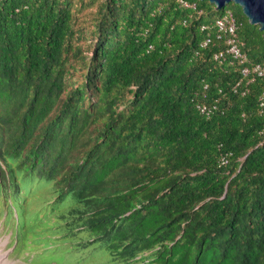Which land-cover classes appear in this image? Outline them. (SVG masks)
I'll list each match as a JSON object with an SVG mask.
<instances>
[{
	"label": "trees",
	"instance_id": "obj_1",
	"mask_svg": "<svg viewBox=\"0 0 264 264\" xmlns=\"http://www.w3.org/2000/svg\"><path fill=\"white\" fill-rule=\"evenodd\" d=\"M187 1L0 0V188L52 181L108 264H264V78L200 46L231 10L264 67V32Z\"/></svg>",
	"mask_w": 264,
	"mask_h": 264
},
{
	"label": "rangeland",
	"instance_id": "obj_2",
	"mask_svg": "<svg viewBox=\"0 0 264 264\" xmlns=\"http://www.w3.org/2000/svg\"><path fill=\"white\" fill-rule=\"evenodd\" d=\"M16 177L24 188L21 195L6 192L10 198L0 188V264H108L102 250L76 243L74 235L84 239L89 231L70 227L71 217L60 215L69 199L56 202L52 181L24 169Z\"/></svg>",
	"mask_w": 264,
	"mask_h": 264
},
{
	"label": "built area",
	"instance_id": "obj_3",
	"mask_svg": "<svg viewBox=\"0 0 264 264\" xmlns=\"http://www.w3.org/2000/svg\"><path fill=\"white\" fill-rule=\"evenodd\" d=\"M180 6L195 8V3H190L187 0H177ZM201 30L205 32L204 39L200 46L206 47L215 38L223 43L222 49L214 53V59L221 61L225 56H230L240 66L242 78L233 85V90L242 88V93L247 92V88L242 86V83L248 84L254 77L264 78V67L260 63H251L247 54L242 50V43L237 35V22L231 10H226L223 14L215 19L212 24L201 25ZM151 48V46H149ZM206 87V85H205ZM264 105V91L260 95V106ZM199 111L209 116L215 105L198 103ZM230 153H225L220 157V165H226Z\"/></svg>",
	"mask_w": 264,
	"mask_h": 264
},
{
	"label": "water",
	"instance_id": "obj_4",
	"mask_svg": "<svg viewBox=\"0 0 264 264\" xmlns=\"http://www.w3.org/2000/svg\"><path fill=\"white\" fill-rule=\"evenodd\" d=\"M221 10L226 4L234 2L241 7L243 14L251 24L258 25L264 32V0H208Z\"/></svg>",
	"mask_w": 264,
	"mask_h": 264
},
{
	"label": "bare ground",
	"instance_id": "obj_5",
	"mask_svg": "<svg viewBox=\"0 0 264 264\" xmlns=\"http://www.w3.org/2000/svg\"><path fill=\"white\" fill-rule=\"evenodd\" d=\"M206 252V251H205Z\"/></svg>",
	"mask_w": 264,
	"mask_h": 264
}]
</instances>
